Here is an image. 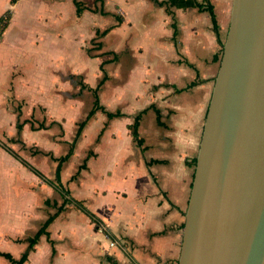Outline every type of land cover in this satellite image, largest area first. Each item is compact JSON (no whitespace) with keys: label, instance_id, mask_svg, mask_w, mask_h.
Masks as SVG:
<instances>
[{"label":"crops","instance_id":"0c3cea01","mask_svg":"<svg viewBox=\"0 0 264 264\" xmlns=\"http://www.w3.org/2000/svg\"><path fill=\"white\" fill-rule=\"evenodd\" d=\"M79 1L0 0V252L53 218L24 264H178L233 0Z\"/></svg>","mask_w":264,"mask_h":264},{"label":"water","instance_id":"95a60500","mask_svg":"<svg viewBox=\"0 0 264 264\" xmlns=\"http://www.w3.org/2000/svg\"><path fill=\"white\" fill-rule=\"evenodd\" d=\"M178 264H264V0H233Z\"/></svg>","mask_w":264,"mask_h":264},{"label":"trees","instance_id":"16d2710c","mask_svg":"<svg viewBox=\"0 0 264 264\" xmlns=\"http://www.w3.org/2000/svg\"><path fill=\"white\" fill-rule=\"evenodd\" d=\"M15 1V0H13ZM76 6H77V13L80 15V13L83 12V10L86 8L85 5L80 2L79 0H74ZM208 10L209 12L211 13V16L213 18V23H214V27H215V30L217 33H219V25H218V22H217V18H216V15H215V11H214V8L213 6H209L208 7ZM9 20H10V15L7 14L5 17H2L0 19V37L3 33V31L5 30V28L7 27L8 23H9ZM221 55L223 53V45H224V41L221 40ZM104 82V81H103ZM98 110H102L103 112L107 113V115L111 118V117H119V116H122V113L120 111H117L115 113L113 112H110V111H107L105 109V107H103L101 104H100V101H99V97L98 95L96 94V101H95V105L93 107V109L91 110V112L89 113L88 115V119H90L95 113L96 111ZM139 119H140V115L136 117V120H135V124L131 125V131H132V134L135 138L138 137V132H137V128H138V122H139ZM85 123L81 124V127H80V130H79V133L81 132L82 128L84 127ZM18 128L19 130L22 129V124H18ZM4 147L7 149V151L11 152L15 157H17L18 159H20L26 166L30 167L31 169H33V171L43 177V174L41 172H39L38 170L32 168L29 163H27L24 159H22L14 150H12L10 147H8L7 145H5L3 143ZM72 150L70 151L69 155L67 157H64L62 158L60 161L63 162L65 160H67L68 157H70V154H71ZM196 159H194V164L196 165ZM50 182V181H49ZM53 182V181H52ZM51 183V182H50ZM54 185L58 188H61L62 187V184H61V179H60V170L58 169L57 173H56V177H55V181L53 182ZM51 183V184H53ZM63 194L65 196V204H67L68 202H72L73 200L70 199L69 197V193L66 192V191H63ZM81 206V205H79ZM81 208L84 210V212H86L94 221H97V218L89 211L87 210L85 207L81 206ZM62 209H60L61 211ZM59 211V212H60ZM53 220V218L49 219L45 225L33 236V237H29V238H26L24 241L28 242V247L26 249V251L22 254L21 258L19 259H16L14 258L10 253H5V252H0V255L5 257L6 259H8L12 264H24L28 257H29V254L32 250H34V246L37 244L40 236L44 233H46V229L48 227V225L50 224V222ZM47 234V233H46ZM23 241V240H22Z\"/></svg>","mask_w":264,"mask_h":264},{"label":"rangeland","instance_id":"374dc122","mask_svg":"<svg viewBox=\"0 0 264 264\" xmlns=\"http://www.w3.org/2000/svg\"><path fill=\"white\" fill-rule=\"evenodd\" d=\"M224 21H225L224 22L225 29L228 31L229 23H230V9L226 12Z\"/></svg>","mask_w":264,"mask_h":264},{"label":"built area","instance_id":"2783aa9c","mask_svg":"<svg viewBox=\"0 0 264 264\" xmlns=\"http://www.w3.org/2000/svg\"><path fill=\"white\" fill-rule=\"evenodd\" d=\"M111 245L114 246L115 245V242H112Z\"/></svg>","mask_w":264,"mask_h":264}]
</instances>
